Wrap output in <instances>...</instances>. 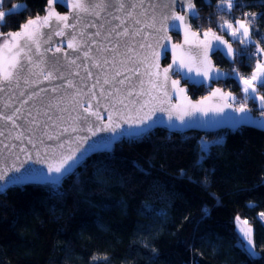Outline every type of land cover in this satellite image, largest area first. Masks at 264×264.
I'll list each match as a JSON object with an SVG mask.
<instances>
[{
  "label": "trees",
  "instance_id": "1",
  "mask_svg": "<svg viewBox=\"0 0 264 264\" xmlns=\"http://www.w3.org/2000/svg\"><path fill=\"white\" fill-rule=\"evenodd\" d=\"M217 2L195 0L200 14L193 26L232 39L218 21L260 13L254 22L258 31L251 35L264 47L262 0H244L245 7L230 13L219 12ZM13 3L28 10L7 16L4 32L46 6V0H5L0 10ZM232 41L236 49L243 47ZM213 58L227 71L235 67L243 76L252 71L246 58L233 63L219 52ZM262 58L258 54L253 66ZM219 84L243 101L238 80ZM206 93L203 85L189 87L193 98ZM246 103L261 113L257 100ZM202 141L209 145L203 156ZM61 191L58 196L54 187L26 184L0 194V264H264V222L258 216L264 212V132L256 128L183 133L155 128L124 138L113 150L89 156L64 179ZM237 216L252 225L257 254L248 255L239 243Z\"/></svg>",
  "mask_w": 264,
  "mask_h": 264
},
{
  "label": "snow or ice",
  "instance_id": "2",
  "mask_svg": "<svg viewBox=\"0 0 264 264\" xmlns=\"http://www.w3.org/2000/svg\"><path fill=\"white\" fill-rule=\"evenodd\" d=\"M4 3L5 0H0V8ZM56 4L66 6L67 14L56 12ZM176 5L183 15L174 10ZM245 6L244 0H218L216 5L221 13ZM27 10L25 4L16 3L7 11L0 10V194L10 184L22 187L38 182L52 185L58 196L63 195V179L72 174L88 151L101 144L103 138L89 144L88 136L74 140L62 137L78 131H87L93 137L98 132L117 134L102 144L108 149L119 135L142 136L157 120L162 122L160 117L152 119L157 109L153 108L151 115L134 120L121 113L130 110L143 96L149 99L135 110L140 111L153 101L167 102L170 107H160L158 111L169 112L168 123L173 128L177 127L172 123L174 116L184 126L195 122L191 118L197 113L206 117L209 113L221 114L220 120L210 118L205 123L228 120L239 125L249 120L248 99H259L264 106V94L260 93L264 88V62L255 60L254 66L252 64L258 54H264V47H259V42L251 37L252 31H258L254 22L260 13L242 12L244 19L218 21V27L243 46L233 49L228 40L215 33L211 34V40L207 39L211 29L204 32V40L190 39L197 33L191 32L188 21L199 18L194 0H46L44 17L37 15L19 24L20 31L2 30L7 16ZM181 27L185 29L182 45L161 43L171 40L165 35H158L155 43L148 42L154 33L175 29L179 34ZM54 37L62 39L54 40ZM185 46L186 50L177 54V49H185ZM218 51L233 63L238 57L241 63L246 58L248 66L252 67L250 75H241L235 67L228 72L214 68L209 53ZM169 54L171 63L161 71L159 61L167 59ZM170 73L180 75L193 86L204 85L205 81L238 80L245 96L234 111L243 115L225 113L226 108H233L227 102L222 106L201 107L212 97L218 96L223 101L236 99L231 92L223 93L219 88L195 104L191 101H187V106L171 104V93L179 98L185 88L180 86L179 79H172ZM153 92L157 95H152ZM184 99L187 100L186 95ZM114 114L123 123L114 122ZM260 115L264 117V110ZM255 126L264 130V121ZM117 129L121 131L117 133ZM71 143L77 146L63 151L65 145ZM208 148V142L202 141V156L207 154ZM33 150L35 162L46 163V171L24 167L34 160ZM20 154L25 159L17 166ZM9 158L12 162L6 163ZM143 210L148 211L146 207ZM258 216L264 222V212ZM235 221L246 253L254 255L252 225L239 216ZM97 259L100 257H92L93 261Z\"/></svg>",
  "mask_w": 264,
  "mask_h": 264
},
{
  "label": "water",
  "instance_id": "3",
  "mask_svg": "<svg viewBox=\"0 0 264 264\" xmlns=\"http://www.w3.org/2000/svg\"><path fill=\"white\" fill-rule=\"evenodd\" d=\"M194 3H195V0H194ZM57 5H60V4H56L54 6L55 8V11L60 13V14H67V12L69 11V9L66 7V6H62L63 10H60ZM196 5V4H195ZM61 6V5H60ZM196 9L198 10L197 6H196ZM174 10L178 13H180L181 15L184 14L183 11H181V8L179 5H176ZM199 12V11H198ZM46 11H44L42 14H38L40 17H44L46 15ZM200 14V13H199ZM37 16V15H36ZM36 16H33V17H30L28 19H34ZM26 19V20H28ZM195 19V18H193ZM26 20L23 22L25 23ZM22 23V24H23ZM189 25H190V30L191 32H195L197 33V35L195 37H191L190 36V39H193V40H204L205 37H204V32L208 31L209 29H211V33L209 34L208 38L209 40H211V34L212 33H215L216 35H219L221 36L223 39L225 40H228L230 43H231V46L233 49H236L235 45L233 44V41L232 39L228 38L225 34H222L212 28H205V29H202V30H196L194 27H193V24H192V19H190L188 21ZM160 25L157 24V28H159ZM21 29L18 27L17 29H14V30H11L9 32H16V31H20ZM45 31H47V29H45ZM148 31L150 32H154V30L152 29H149ZM184 31L185 29L183 27L180 28L179 30V36H180V40L179 41H174L173 37H172V33H177V30L175 29H169L166 33H154L152 36H150L148 38V42L149 43H155V40L157 38L158 35H165V36H170L171 37V40H162L161 43H168L169 45H172V44H183L184 42ZM62 38L60 37H54V40H60ZM186 50V46H185V49H177V54H180L181 51H184ZM219 52V51H218ZM217 53V52H215ZM215 53H209V56H210V60H211V64L214 68L216 69H219V70H222V71H225V72H228L227 70L223 69L222 67L218 66L215 64V61H214V58H213V55ZM223 55L222 52H219ZM165 58H161L160 61H159V64H160V69L162 71L163 68L167 67V65L169 63H171V54H169V59H168V62L167 63H163ZM144 69L141 68V71H143ZM172 79H179L180 80V86L185 88V93L184 94H181V96L179 98H177L176 94L175 93H171V96H172V99H171V104H176V103H182L184 104L185 106H187V101H191L193 104L201 101V98L202 97H206V96H211V93L219 88L221 89V91L223 93H228V92H231L232 95L236 98L234 101L233 100H227V101H223L221 100L218 96L217 97H212L211 99L207 100V101H204L203 104L201 105V107H205V108H209V107H216V106H222L225 102L227 103H231L233 105V108L232 109H225V113H228L230 115H233V116H240V115H243L241 113H238V112H235L234 109L239 105L240 102H238V96L235 92L233 91H230V90H226L224 89L220 84L219 82L221 81H225L226 79H223V80H219V81H205L204 83V87L207 89V93L204 94L203 96H200L198 98H193L190 94H189V87L190 86H193L192 83L188 82L187 80H185L183 77H181L180 75H172L170 73ZM196 86H200V85H196ZM145 87H148V85L146 84ZM169 91L171 92V89L169 88ZM2 95V94H0ZM152 95H157L156 92H153ZM162 96V93L160 94ZM187 97V100L184 99V97ZM149 97L148 96H143L142 98H140V101L139 103H137L136 105L134 106H130V110H127V111H123L121 113L122 116H124L125 118H131V119H138V118H143L144 116L146 115H151L152 114V109L155 108L157 109L156 111V114L155 116L152 117L153 120H156L157 117H160L162 118V122L160 120H157L156 124H154L145 134H143L142 136H139V137H143L145 136L148 132H150L151 130L155 129V128H163L165 130H168V131H171V132H174V133H183V132H188V131H191V130H194V131H200V132H212V131H217V130H225V129H237V128H240L241 126H249V127H252V128H256L258 130H261L260 127L258 126H255L258 124V122L260 121H264V117H262L260 114H256L253 112V110L248 106V108L250 109V112L247 113L248 117H249V120L248 122L246 123H242V124H239V125H234L231 121H228V120H223L219 123H205V121H208L210 118H213L215 120H220V115L221 114H215V113H209V116H203L201 113H197L196 114V117H193L191 118L193 121L195 122H192V123H189L187 125H184V126H181L180 125V121L177 120L175 118V116L173 117V121L172 123L177 125V127H170L169 126V123H168V116H169V112L168 111H164V112H160L158 111V109L160 107H165V108H168L170 107L169 103H164V104H160L159 101H153L149 104H147V106H145L142 110L140 111H136L135 109H139V106H140V103H143L144 101L148 100ZM198 118V119H197ZM186 119H189V118H186ZM114 122H119V123H123V121L121 119H118L116 117V115L114 114ZM149 123H152V121H149ZM128 126L127 125H124V128H127ZM121 130L120 129H117V133H119ZM264 132V130H261ZM114 135H117L115 133H110V132H98L97 135L95 137L91 136V133L87 132V131H78L76 133H67L65 134L64 137H62V139H68L69 137H71L73 140L76 138V137H82V136H88L90 137L89 139V144L92 143V141H96V140H101V138H103V140H101V144H98L95 148H91L88 153L83 157V159L81 160V162L75 167V169L77 167H79L89 156L95 154V153H99V152H108V151H111L113 150L114 146L116 143H119L122 139L124 138H131V139H137L139 137H130V136H127V135H119L117 136V139L112 141L111 143V147L106 149L104 147H102V144L104 142H106L108 139H110L112 136ZM18 143V142H17ZM48 143H52V142H48ZM82 143V141H81ZM77 146L76 143H71L70 145L69 144H66L65 145V148L63 149V151L67 152L69 151L71 148H75ZM88 144H85L84 147L85 148H88ZM31 146H29L30 148ZM83 150V149H82ZM32 155L34 157V160L33 161H29L27 164L24 165L25 168H28L29 166H31L32 168L34 169H44L45 171L47 170V164L46 163H37L35 162V157H36V153H35V150L32 151ZM25 159L24 155L23 154H20V160L19 161H16V164L17 166H19V164ZM12 162V159L9 158L6 163H11ZM74 169V170H75ZM73 170V171H74ZM21 171H24V169H21ZM11 175V174H10ZM69 176V175H68ZM68 176H66L65 178H67ZM64 178V179H65ZM7 179V178H6ZM63 179V181H64ZM62 181V182H63ZM28 184H35V185H43V186H49V187H53L52 185L50 184H41V183H38V182H30ZM13 186H18V185H9V187H13ZM7 189V188H6ZM6 189L3 190V192L6 191Z\"/></svg>",
  "mask_w": 264,
  "mask_h": 264
},
{
  "label": "rangeland",
  "instance_id": "4",
  "mask_svg": "<svg viewBox=\"0 0 264 264\" xmlns=\"http://www.w3.org/2000/svg\"><path fill=\"white\" fill-rule=\"evenodd\" d=\"M229 22H231V21H229ZM223 23V22H222ZM230 36V35H229ZM231 37V36H230ZM251 37H252V35H251ZM232 38V37H231ZM232 39H234V38H232ZM252 39H253V37H252ZM258 60H260L261 62H264V58H262V59H258ZM255 100H257V102H258V106L259 107H261L262 108V110H264V106H261V102L259 101V99H255ZM247 102V101H246ZM240 217V216H239ZM245 218H243V217H241V220H244ZM236 225H237V223H236ZM237 229H238V225H237ZM240 235H241V238L243 239V237H242V234L240 233ZM254 239V238H253ZM239 243L241 244V245H243L242 244V240H240L239 241ZM258 252L256 251V249H255V254H257Z\"/></svg>",
  "mask_w": 264,
  "mask_h": 264
},
{
  "label": "flooded vegetation",
  "instance_id": "5",
  "mask_svg": "<svg viewBox=\"0 0 264 264\" xmlns=\"http://www.w3.org/2000/svg\"><path fill=\"white\" fill-rule=\"evenodd\" d=\"M59 6H60V5H57V7H59ZM61 7H62V6H61ZM200 30H202V28H201ZM172 37H173L174 41H179V40H180V36H179L177 33H172ZM167 59H169V56H168ZM165 60H166V59H164V61H163L164 64L167 63V61L165 62Z\"/></svg>",
  "mask_w": 264,
  "mask_h": 264
},
{
  "label": "built area",
  "instance_id": "6",
  "mask_svg": "<svg viewBox=\"0 0 264 264\" xmlns=\"http://www.w3.org/2000/svg\"><path fill=\"white\" fill-rule=\"evenodd\" d=\"M194 28H195L196 30H199V31H200L201 26H200L199 24H197V25H194Z\"/></svg>",
  "mask_w": 264,
  "mask_h": 264
}]
</instances>
